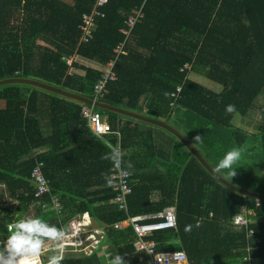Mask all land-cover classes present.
I'll return each mask as SVG.
<instances>
[{
	"label": "trees",
	"instance_id": "trees-1",
	"mask_svg": "<svg viewBox=\"0 0 264 264\" xmlns=\"http://www.w3.org/2000/svg\"><path fill=\"white\" fill-rule=\"evenodd\" d=\"M94 2L0 0V82L24 79L90 98L102 68L115 61L117 79L106 84L102 104L169 124L214 171L228 151L240 149L232 179L226 170L215 172L264 196V180L259 181L264 177V0H107L104 18L95 20L91 39L80 45L78 25ZM138 8L143 18L126 38L120 31ZM39 43L51 52L37 48ZM120 46L126 54L117 56ZM70 58L75 60L68 66ZM228 105L235 111L227 113ZM81 109L80 103L31 86L0 87V241L30 208L57 228L88 213L96 227L107 229L103 243L90 256L62 264H101L104 248L125 264H138L140 254L128 245L117 247L122 234L110 228L127 219L110 204L116 167L101 157L111 149L91 134ZM94 110L109 125L113 135L107 144L119 145L121 166L131 176L128 216L175 209L176 229L147 238L158 253L182 250L189 264H237L249 246L256 248L252 259L264 264V202L221 185L166 131ZM36 162L44 163L50 190L41 199L34 198L30 183ZM243 209L254 211L252 224L230 227L231 217ZM249 230L254 235L247 239Z\"/></svg>",
	"mask_w": 264,
	"mask_h": 264
},
{
	"label": "built area",
	"instance_id": "built-area-1",
	"mask_svg": "<svg viewBox=\"0 0 264 264\" xmlns=\"http://www.w3.org/2000/svg\"><path fill=\"white\" fill-rule=\"evenodd\" d=\"M106 0H96L89 15L82 17L81 24L78 29L81 32V44H86L91 39V28L96 18H102L101 10L105 7ZM143 18L142 9H134L131 16L124 23L125 29L121 33L128 38L133 27ZM116 55H125L123 46H120L115 51ZM115 61H110L103 68V74L99 83L94 87L91 99L93 102H99L105 95V85L109 82L116 81V76L113 73ZM189 70V68H185ZM181 88H177L175 94L180 93ZM175 98V95H171ZM81 116L86 120L87 127L91 134L102 143L107 145L110 136H112L111 129L107 125L101 115L97 113L92 107H85L81 111ZM118 135V134H117ZM44 163L36 162L30 175V182L34 187V198L41 199L50 194L49 184L44 177ZM130 174L120 166L115 168L113 174L110 176L109 185L113 197L110 204L115 207L118 212L126 215L125 221L116 223L110 228L122 234V239L116 241L117 247L123 245L131 246L135 254L138 256V264H189L187 256L184 251H175L168 253H158L156 244L147 241L153 233L166 230L176 229V216L174 208H166L161 212L153 215H145L140 217H129L127 198L131 194ZM53 209L57 214L60 212V205L54 202ZM27 218H36V212L30 208L26 213ZM212 215L209 214V218ZM255 218L253 210L243 209L241 213L233 215L230 219L229 226L234 229L245 228L248 229ZM199 222L197 225H199ZM61 228L66 229V239L64 241L63 255L64 259L61 264L68 259H79L83 256H90L93 248L99 247L105 239L107 229L96 227L88 213H82L74 219L65 223ZM254 235L253 231H248L247 239ZM256 250L248 246L246 255L237 264H259L252 259L250 253ZM53 253L45 248L42 253L43 264H47V259ZM102 257L101 264H109L111 258L115 256L109 249L101 250ZM104 257V260L102 258Z\"/></svg>",
	"mask_w": 264,
	"mask_h": 264
},
{
	"label": "clouds",
	"instance_id": "clouds-1",
	"mask_svg": "<svg viewBox=\"0 0 264 264\" xmlns=\"http://www.w3.org/2000/svg\"><path fill=\"white\" fill-rule=\"evenodd\" d=\"M138 9H142V8H138ZM102 18H104V14ZM102 18H96L95 20ZM81 20L79 24H81ZM92 28H91V32H92ZM79 44L83 45L81 43ZM45 46L46 45L42 44L43 48ZM74 60L75 58H70L67 61V65L71 66ZM103 68H102V74H103ZM91 95L90 98H87L90 101H92ZM165 95L167 96L168 93H165ZM98 103L101 102L99 101ZM85 107L88 106L82 105V109ZM225 111L227 113H232L235 111V106L228 105L226 106ZM193 139L199 140V136H196ZM109 147L111 151L103 155L101 158L110 160L116 168H120L122 163L123 153L120 150L119 145L117 144L114 147L112 145H109ZM240 156H241L240 149H233L228 151L224 155V157L218 162L215 171L217 173H223L226 170V177L232 179L236 175V171L233 168V165L239 160ZM128 166L131 167V164L129 163ZM185 230L190 231L191 225L186 226ZM166 231H171V230H166ZM8 232L10 234L6 237V239L0 241V264H43L41 257L45 248H47L50 252L53 253L48 257L47 264H61V261L64 259L63 248H64V241L66 239V229L64 228H57L55 225H50L49 223L44 222L39 218H26V219H20L14 221L11 225H9ZM109 264H125V261L121 255L117 254L113 258H111Z\"/></svg>",
	"mask_w": 264,
	"mask_h": 264
},
{
	"label": "water",
	"instance_id": "water-1",
	"mask_svg": "<svg viewBox=\"0 0 264 264\" xmlns=\"http://www.w3.org/2000/svg\"><path fill=\"white\" fill-rule=\"evenodd\" d=\"M9 85L31 86V87L37 88L39 90H42V91H45V92H48L51 94H55L58 97L66 98V99H69L73 102L80 103L84 106L93 107L95 109H100V110L112 112V113H115L117 115L129 118V119L141 121V122H144L146 124L152 125L154 127L160 128V129L166 131L167 133H169L170 135H172L173 137H175L181 143V145L189 152L190 157L195 158L196 161L206 170V172L211 177H213L216 181H218L221 185L225 186L226 188H228L229 190H231L232 192H234L236 194L244 196L245 198H252V199L257 200L259 202H264V196L246 191V190L241 189L239 187H236V186L232 185L231 183H229L228 181H226L225 179H223L221 176H219L212 169V167L209 166V164L199 155V153L189 144V142L183 137V135H181L178 130H176L175 128H173L169 124L159 122V121H155V120H151V119L145 118L143 116L131 114V113L125 112L123 110L113 108V107L106 105V104H102V103H98V102H92V101L88 100L87 98H84V97L79 96L77 94H69V93L63 92L60 89L49 87V86H46V85H43L40 83L29 82V81L24 80V79H15V80H8V81L0 82V87L9 86Z\"/></svg>",
	"mask_w": 264,
	"mask_h": 264
},
{
	"label": "rangeland",
	"instance_id": "rangeland-1",
	"mask_svg": "<svg viewBox=\"0 0 264 264\" xmlns=\"http://www.w3.org/2000/svg\"><path fill=\"white\" fill-rule=\"evenodd\" d=\"M38 47H39V49L44 50V51H46V52H51V49H50L49 47L45 46V47L43 48L41 43H39V44L37 45V48H38ZM125 54H126V51H125ZM194 80L197 81V82H199V83H201L205 88H207V89H209V90H213V91H216V92L219 91L218 88H217V86L214 85V84L211 83V82H208V81L203 80V79H200V78H194ZM103 119H104V118H103ZM104 121H105V120H104ZM233 124H234L236 127H239V126H240V125H239V118H238V117H235V119L233 120ZM172 125H174V123H173ZM262 180H264V177H263L261 180H259V181H262ZM6 208L10 209L11 211L14 210L13 205H12V206L6 205ZM12 217H13V216H12ZM25 218H27V216H25ZM97 249H98V247L93 248V249L91 250V253H92V252H95ZM101 257H102V254L100 255V258H101ZM102 260H104V257L102 258ZM100 261H101V259H100Z\"/></svg>",
	"mask_w": 264,
	"mask_h": 264
},
{
	"label": "crops",
	"instance_id": "crops-1",
	"mask_svg": "<svg viewBox=\"0 0 264 264\" xmlns=\"http://www.w3.org/2000/svg\"><path fill=\"white\" fill-rule=\"evenodd\" d=\"M104 120H105V119H104ZM151 142H152L151 140H146V141H145L146 145L151 144Z\"/></svg>",
	"mask_w": 264,
	"mask_h": 264
},
{
	"label": "bare ground",
	"instance_id": "bare-ground-1",
	"mask_svg": "<svg viewBox=\"0 0 264 264\" xmlns=\"http://www.w3.org/2000/svg\"><path fill=\"white\" fill-rule=\"evenodd\" d=\"M88 253L91 252V251H87Z\"/></svg>",
	"mask_w": 264,
	"mask_h": 264
}]
</instances>
